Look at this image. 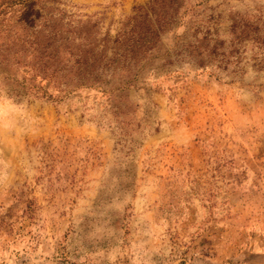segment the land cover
Returning a JSON list of instances; mask_svg holds the SVG:
<instances>
[{
  "label": "rangeland",
  "instance_id": "1",
  "mask_svg": "<svg viewBox=\"0 0 264 264\" xmlns=\"http://www.w3.org/2000/svg\"><path fill=\"white\" fill-rule=\"evenodd\" d=\"M148 2L57 0L55 60L0 56V264H264V0H186L136 69L69 90Z\"/></svg>",
  "mask_w": 264,
  "mask_h": 264
},
{
  "label": "trees",
  "instance_id": "2",
  "mask_svg": "<svg viewBox=\"0 0 264 264\" xmlns=\"http://www.w3.org/2000/svg\"><path fill=\"white\" fill-rule=\"evenodd\" d=\"M185 2L186 0H149L145 6L134 8V14L124 24V30L130 27L128 33L122 31L114 40L107 35L103 40L102 51L92 55L84 53L75 59L76 64L86 67L78 73L87 75L89 79L87 78L86 82H84L86 79L77 81L78 85L69 90L90 88L102 83L104 77L113 76L116 71L126 72V69L128 71L136 69L159 46L162 36L173 29ZM56 3L57 0H0V48L4 50L0 56L7 58L13 50L16 49L17 53L23 51L24 46L29 45L30 48L35 46L52 48L48 59L55 60L56 53L60 49L56 46L59 42L56 34L44 41L39 40L42 31L37 32L35 29L38 26L33 25V22L35 19H53V13L49 11L48 6ZM55 27L58 26L53 24L52 30H56ZM20 30L22 34L19 33ZM32 30L36 31V36L34 39H29L27 33ZM67 41L68 39L65 38L64 43ZM96 43V39L90 42L96 47L101 45ZM110 44L112 51L108 53ZM43 73L49 80L62 77L58 71L44 70Z\"/></svg>",
  "mask_w": 264,
  "mask_h": 264
}]
</instances>
